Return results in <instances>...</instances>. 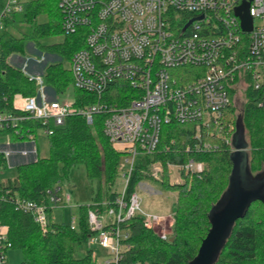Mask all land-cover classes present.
Wrapping results in <instances>:
<instances>
[{
	"label": "built area",
	"instance_id": "built-area-1",
	"mask_svg": "<svg viewBox=\"0 0 264 264\" xmlns=\"http://www.w3.org/2000/svg\"><path fill=\"white\" fill-rule=\"evenodd\" d=\"M243 1L57 0L63 33L84 36V46L69 62L73 87L96 100L78 106L73 99L51 98L42 77L25 73L36 81L38 91L31 96L16 92L11 109L0 108V132L34 143L38 129L49 136L69 117L81 116L87 124L97 115L102 117L104 135L122 153L118 171L124 185L104 213L88 211L91 241L111 255L98 264H119L129 237L128 229L119 224L130 217L141 215L150 229L164 226L166 215L143 210L136 190L125 195L136 156L155 151L164 124L193 123L199 138L201 129L220 123L232 103L236 82H244L246 91H255L257 105L264 106V0H248L249 31L242 30L236 14ZM24 4L25 0L0 2V32L5 20L22 12ZM115 82L125 83L118 101L109 94ZM210 148L208 142L196 144L199 151ZM0 153L8 155L1 148ZM167 165L179 174L197 173L204 167L192 159ZM151 173L158 177L163 165L152 163ZM59 191L56 184L46 189L45 203L18 196L12 203L16 210L31 214L43 229L48 210L58 202L70 203V193L62 197ZM159 236L166 239L169 234ZM9 247L0 222V264L5 263Z\"/></svg>",
	"mask_w": 264,
	"mask_h": 264
},
{
	"label": "trees",
	"instance_id": "trees-1",
	"mask_svg": "<svg viewBox=\"0 0 264 264\" xmlns=\"http://www.w3.org/2000/svg\"><path fill=\"white\" fill-rule=\"evenodd\" d=\"M60 21L57 0H25L23 11L5 20L0 32V108L9 111L16 92L31 96L38 91L36 81L30 80L20 66L8 60L14 53L24 55L29 44L60 57L48 63L42 74L52 97L70 93L78 106L96 100L94 95L73 87L69 69L72 54L84 46V36L64 34ZM59 34L64 35L62 41L42 42L44 38ZM123 85L125 83L115 82L109 87V94L114 96L111 99L118 101ZM256 95L252 89L247 90L240 115L248 165L253 175L264 171V106L257 105ZM234 110L230 103L220 123L201 129L199 138L192 128L193 123L164 124L155 151L136 156L126 198L140 181L148 178L145 170H149V165L160 162L164 168L160 186L177 192L172 231L168 238H161L145 226L139 214L120 223V227L128 229L129 237L125 240L126 248L119 264H187L197 254L211 226L209 211L229 183L233 166L231 138L237 120ZM101 119L97 115L87 124L81 116L67 118L64 125L48 136L47 157L17 164L12 178L0 177V222L5 227L10 248L21 250L22 258L16 264H98L91 249L78 254L76 245L86 243L93 235L88 211L104 213L119 195L114 184L122 153L104 135ZM11 138L19 142L16 137ZM203 142H208L211 148L196 150V144ZM190 159L203 162L202 171L183 173L182 182L170 183L167 163L184 164ZM78 164L84 165L87 178L94 183V197L92 203L80 206L77 227L54 221L52 210H48V222L42 229L31 214L14 208L12 199L15 196L47 202L46 189L65 179L70 168ZM6 167L7 159L0 153V173ZM212 264H264V201L252 200L244 215L233 222Z\"/></svg>",
	"mask_w": 264,
	"mask_h": 264
},
{
	"label": "rangeland",
	"instance_id": "rangeland-1",
	"mask_svg": "<svg viewBox=\"0 0 264 264\" xmlns=\"http://www.w3.org/2000/svg\"><path fill=\"white\" fill-rule=\"evenodd\" d=\"M63 34L55 35L52 37L44 38L42 42L52 43L59 42L63 39ZM25 54L20 55L14 53L9 56V61L13 65L20 66L21 69L31 77L39 78L45 70L48 63L60 57L42 51L31 44L27 45ZM246 89L244 82H236L233 90L232 104L234 107V118L242 115L245 102H246ZM48 96H52L46 92ZM60 100H70L71 95L68 93L66 96L59 97ZM37 136L34 142V155L27 156L26 158L20 159L19 161L25 162L33 160L36 157H47L49 155L48 146V136L43 133L42 129H38L36 132ZM9 139V137H7ZM237 143L244 144L245 139L239 132L236 135ZM28 142V141H24ZM22 142V143H24ZM12 143H15L12 141ZM11 143V144H12ZM241 156H244L246 152V147L241 148ZM123 160V157H122ZM172 165V164H171ZM152 163L149 165V170H145L148 174V178L140 181L136 186V192L141 198V207L147 212L157 213L166 215L164 226H155L152 230L157 234L165 232L170 234L172 231L173 223V205L177 197V192L174 190H164L160 186L161 180L163 179V174L158 177H154L151 173ZM17 165L13 162H8L7 167L2 170L0 177L3 179L12 178L16 174ZM164 172V168H163ZM185 173L181 171L180 174L177 172L174 166L167 165V175L170 183L178 184L182 182V174ZM243 170L239 171L240 176L243 175ZM60 187L59 194L63 197L64 193H70L71 200L69 205L63 206L60 202L57 203L56 207L52 210V218L57 222H64L66 224H72L74 227L78 226L79 216H80V206L85 204H90L94 197V183H92L86 176L85 167L82 164H78L72 168L67 173V177L62 181L56 183ZM124 181L119 174L115 180L114 190L121 192L123 190ZM256 185L246 183V188H254ZM257 187V186H256ZM255 187V188H256ZM167 223H170L168 226ZM92 237H89L87 242L84 241L76 245L77 253L83 254L87 249H91L93 256H96L97 262L105 261L111 258L109 251L101 247L97 241H91ZM5 258L8 264H16L22 258L21 250L18 248H7L5 251Z\"/></svg>",
	"mask_w": 264,
	"mask_h": 264
},
{
	"label": "water",
	"instance_id": "water-1",
	"mask_svg": "<svg viewBox=\"0 0 264 264\" xmlns=\"http://www.w3.org/2000/svg\"><path fill=\"white\" fill-rule=\"evenodd\" d=\"M236 14L241 20L243 31L251 29L252 18L249 14V1L245 0L236 8ZM244 136V127L241 117L235 122V132L231 138L232 152L230 158L233 166L229 175V183L219 200L209 211L211 226L202 239L197 254L187 264H212L216 259L223 240L226 237L233 222L242 217L252 200L264 201V171L252 174L248 165L247 143H237L236 135ZM246 147L244 156H241V148ZM243 170L240 176L239 171ZM254 184V188H246L245 184Z\"/></svg>",
	"mask_w": 264,
	"mask_h": 264
},
{
	"label": "crops",
	"instance_id": "crops-1",
	"mask_svg": "<svg viewBox=\"0 0 264 264\" xmlns=\"http://www.w3.org/2000/svg\"><path fill=\"white\" fill-rule=\"evenodd\" d=\"M12 141L13 140L11 137L7 139V136L0 135V148L8 152V155L6 156L7 163L13 162L16 165L19 163H24L19 160L26 158L27 156H31V154L34 155V148H33L35 147L34 143L32 142L22 143V142H17V141L16 142L14 141L15 143H12ZM35 159L36 158H34L33 160ZM33 160H30V161H33ZM25 162H29V161H25Z\"/></svg>",
	"mask_w": 264,
	"mask_h": 264
}]
</instances>
